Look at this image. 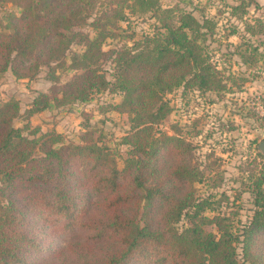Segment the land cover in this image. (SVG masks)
I'll return each mask as SVG.
<instances>
[{
	"label": "trees",
	"instance_id": "trees-1",
	"mask_svg": "<svg viewBox=\"0 0 264 264\" xmlns=\"http://www.w3.org/2000/svg\"><path fill=\"white\" fill-rule=\"evenodd\" d=\"M0 1L20 9L18 14L9 12L4 21L0 18V74L9 68L16 78H30L41 65L50 69L52 62L65 65L63 56L73 43L83 46L81 52L72 54L69 65L80 73L61 86L59 95L39 92L27 109L28 115L48 109L51 102H84L112 87L122 95L121 102L112 107L131 116L133 129L122 138L132 147L131 156L118 169L95 142L55 147L54 143L61 142L55 133L37 142L23 133L25 125H13L20 116L18 100L10 98L0 105V191L5 195L4 191L10 190L8 204L0 203V264H32L36 251L46 244L43 237L38 238L46 223L61 221L57 227L62 230L88 226L79 215L81 203L89 206L90 197L98 192L104 196L93 204L100 208L104 221L92 225L91 237L110 239L115 246L105 249L101 260L83 264H124L131 259L143 264H240L235 250L238 235L219 217L199 216L202 203L194 205L189 227L177 231L172 226L184 207L193 205L192 193H168L167 180L155 160L164 147L175 142L157 129L169 111L164 95L180 85L202 91L224 87L204 45L214 23L208 18L199 20L185 9L162 8L159 0H115V7L97 17L92 15L94 0ZM252 3L256 0H240V5ZM124 7L150 12L159 25L133 47L115 51L110 81L101 67L107 55L102 44L113 36L108 26L117 27L110 18L122 19ZM89 18L95 30L92 37L81 30ZM49 79L57 81L53 70ZM144 170L146 177L142 176ZM174 173L175 179L187 178L191 186L194 172L186 165L178 166ZM126 175L134 187L141 188L138 197L131 189L121 191V176ZM173 186L176 188L174 181ZM13 195H19V200ZM142 198L146 211L140 223ZM255 203L258 207L241 233L244 258L253 262L251 250L257 247L258 235L264 233V197L259 194ZM153 208L158 211L156 218L150 216ZM204 223L216 226V232L204 230ZM261 261L256 264H264Z\"/></svg>",
	"mask_w": 264,
	"mask_h": 264
},
{
	"label": "rangeland",
	"instance_id": "rangeland-1",
	"mask_svg": "<svg viewBox=\"0 0 264 264\" xmlns=\"http://www.w3.org/2000/svg\"><path fill=\"white\" fill-rule=\"evenodd\" d=\"M93 17H97L115 7V0H94ZM162 8L177 7L191 11L199 20L208 18L214 23V30L207 35L204 45L209 59L218 70L224 87L214 90H198L195 86H178L164 95L169 111L159 122L157 129L174 137L156 156L162 169V177L167 180L166 191H176L178 195L190 190L192 206L184 207L181 217L172 226L177 231L189 227L193 220L195 204H201L199 216L207 219L219 217L229 225L240 241L235 244L236 258L240 264H256L264 256V233L257 237L254 262L245 259L242 250V230L251 220L255 201L264 197V0H256L248 6L240 5V0H159ZM123 8L124 17L110 18L117 27L108 26L113 36L105 38L102 49L107 52L101 61L107 79L113 81L115 51L122 47H133L143 35L154 31L159 25L150 12H141L138 7ZM20 9L11 2L0 1V18L4 21L9 12L18 14ZM91 15V17H92ZM89 18L81 30L94 36ZM83 46L76 42L65 52V65L52 62V69L45 65L35 71L30 78H16L8 68L0 74V105L10 98L19 102L20 116L13 120L16 127H24V134L37 142L49 133L58 134L60 144H83L95 142L108 152V156L118 169L130 157L129 145L122 138L133 132L130 115L112 107L119 104L122 95L117 90L106 89L91 95L84 102L52 105L32 115L27 114L33 98L44 92L59 95L58 91L72 80L79 70L69 67L74 52H81ZM51 70L57 81L49 79ZM33 130H36L35 132ZM186 165L194 172L191 186L187 178L175 179L178 166ZM148 172L144 170L142 176ZM88 183L90 179L85 177ZM175 182L176 188L173 186ZM260 181L259 187L257 182ZM121 191L135 197L140 195L139 187H134L130 176H121ZM3 185L0 182V188ZM10 190L0 191V203L6 202ZM19 196V195H18ZM13 195L14 199L19 197ZM100 192L90 197V204L81 203L79 215L88 226L62 230L61 221L46 223L39 231L38 238L46 243L36 251L32 264H83L96 262L115 246L110 239L97 240L91 237L92 225L103 224L104 215L95 201L102 199ZM145 200L139 201L138 220L144 221ZM262 200H260L261 202ZM20 202V201H18ZM143 214V216H142ZM150 216L156 218L158 211L153 208ZM197 216V217H199ZM198 221V218L195 219ZM206 231L216 232V226L204 223ZM50 232H52L50 234ZM253 246V247H254ZM264 262V259L261 261ZM124 264H143L133 259ZM147 264H159L151 262Z\"/></svg>",
	"mask_w": 264,
	"mask_h": 264
}]
</instances>
